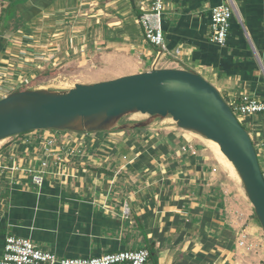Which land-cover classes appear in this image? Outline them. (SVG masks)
<instances>
[{"label": "crops", "instance_id": "1", "mask_svg": "<svg viewBox=\"0 0 264 264\" xmlns=\"http://www.w3.org/2000/svg\"><path fill=\"white\" fill-rule=\"evenodd\" d=\"M151 1H0V98L23 90L17 88L21 82L29 84V77H33L28 76L26 65L39 68L47 62L57 66L63 59L76 56L91 58L93 51L101 49L97 46L100 42L109 49L102 52V57L124 59L116 65L123 72L94 82L154 67L185 68L197 71L216 86L227 102L247 92L264 99V0H166L165 52L147 43L139 23ZM222 4L233 8L230 34L224 46L212 41L211 11ZM116 11L120 26H111L107 20ZM83 15H88L93 27L90 37L56 32L50 44H38L41 29L48 32L70 21L71 16L81 22L79 17ZM97 27L104 28L100 41L95 35ZM127 41L132 48H139L146 60L154 58L151 64L146 65L145 59L138 56L122 55L121 45L126 46ZM244 118L251 137L254 135L250 127H254L255 136L261 139L256 150L264 171V113L243 117L242 123ZM177 129L180 128L170 130L168 142L183 136ZM95 135L87 134L84 139ZM102 135L109 138L103 145H121L120 141L125 140L123 134ZM95 140L98 144L99 138ZM16 141L0 147V164L3 153L12 151ZM137 147L125 144L116 149H82L81 163H75L70 156L72 161H67L65 168L67 175L50 174L41 186L33 183L27 173L14 178L8 172L3 174L0 257L6 237L13 235L29 238L37 247L59 258H91L153 245L159 255L158 264H264V230L258 220L255 223L254 216L248 226L246 223L240 228L232 209L227 208L230 202L234 205L231 208L236 204L230 196L223 195V185L231 187V191L238 187L235 176L231 178L234 183L223 180L217 165L207 160L210 156L202 149L197 157L183 153L178 160L169 157V152L166 155L161 150L155 153L153 149L148 152ZM174 151L178 155L181 149ZM16 154L30 157L32 162L41 156L40 150L33 147ZM214 159L219 165L217 157ZM168 161L172 164H166ZM189 186L194 190H185ZM126 205L129 216L124 214ZM251 209L255 214L253 206ZM128 219H134L136 225L132 229L128 228ZM147 264L154 261L149 259Z\"/></svg>", "mask_w": 264, "mask_h": 264}, {"label": "water", "instance_id": "2", "mask_svg": "<svg viewBox=\"0 0 264 264\" xmlns=\"http://www.w3.org/2000/svg\"><path fill=\"white\" fill-rule=\"evenodd\" d=\"M147 115L133 125L121 121ZM172 118L182 130L217 142L236 169L264 230V174L249 131L220 91L197 71L152 68L66 90L26 88L0 98V141L33 130L110 132Z\"/></svg>", "mask_w": 264, "mask_h": 264}, {"label": "rangeland", "instance_id": "3", "mask_svg": "<svg viewBox=\"0 0 264 264\" xmlns=\"http://www.w3.org/2000/svg\"><path fill=\"white\" fill-rule=\"evenodd\" d=\"M129 15L130 14L128 13V17ZM70 18H71L69 19L70 21H68L67 23L59 24V26H56L53 29L50 28L48 29V32H46V29L45 31H43L44 29H41L43 34H41V36L39 37L40 43L38 44H43V45L44 43L50 44L52 42L51 39L53 38V34L56 32L58 33L63 32L62 34L63 36H72L76 33L82 35L80 36L82 38L86 34L88 37L91 36L90 30H92L93 27L90 26L91 22L89 21L90 19L88 15H83L82 17H79L81 18L80 19L81 22L77 21L76 17L71 16ZM100 18H102V15H100ZM108 18L109 19L107 21H110L111 26H114V25L120 26L118 25L120 18H119V13L117 11L114 13L113 12L110 13ZM114 22H116V24H113ZM77 29H80V30L77 31ZM37 34H40V33H37ZM103 34H104V28L97 27V30H95V35H97V37L99 38V41L102 40V38L104 37ZM125 43H126L125 44L126 46L121 45L122 48L120 52L123 53L122 55H128V57L129 55H131L132 57L138 56V57H141L143 60L145 59V61L147 62L146 65L151 64V61L154 58L152 60L151 58L146 60V56L145 55L142 56L141 55L142 53L140 54V51H138L139 48L137 50L135 48H132L130 45L131 44L130 41H127ZM97 46L101 47V49L95 48L96 50L91 53L92 55L91 58L90 57L81 58L80 56H76V57L63 59L62 62L57 66H54L51 63L47 62L46 65H43L44 63L40 64L41 66L39 68L26 65L27 67L25 69L28 72V76H32L33 78L29 77V80H30L29 84L25 85V84H21L24 82H21L20 84L17 85V88L26 89L28 87V88H46V89L66 90V89H70L74 87L76 83H93L96 80L109 77V76H113V75L123 72V70L116 67V65L117 66L121 65L124 62V59L119 58L118 56L116 57L111 56L105 59L104 57L101 56V54L102 52H106L109 49L105 48L104 44L102 45L100 42L97 43ZM141 51L143 50L141 49ZM95 53L99 55H95ZM27 62L29 64V61ZM19 69L22 70L23 68L19 67ZM9 87L13 88L14 86L9 85ZM5 88L7 89V91H10L8 87H5ZM235 115L237 116L239 120L241 119V117L237 113H235ZM147 118H148L147 115H143V114L141 115L140 113L133 114L131 116L127 115V117H125L121 121V124L133 125L135 122L143 121V120H146ZM246 121L247 119L244 118V123L242 124L247 129V126L245 123ZM250 121L252 120L250 119ZM170 125L174 127L173 128L168 127ZM175 128H177V126L175 122L172 120V118L157 119V120H154L151 125L144 127V128L114 130V131L102 132V133L93 132L92 134L94 135L96 134L95 136L93 137L90 136L88 139H86L87 142L85 143L83 141L77 142V144H75V148L77 147V148H83V149H86V148L92 149L94 147L95 149L99 150L100 148L107 149L109 147L111 149V147H113V149H116L118 146L119 147L124 146L125 144L127 145V147H133V145L135 144L138 146L137 148L140 147V149L147 150L148 152L151 151L152 149L154 150V152L155 151L158 152L161 150V152L166 153V155L169 152L168 154L169 157L173 156L174 158L178 160L183 157V153H187L189 155L191 154L197 157L199 156L198 155L199 150L202 149V152H204L205 155L210 156V159H207V160L217 165L216 169L218 170V172H221V176L224 178L223 180H226V182H233L231 180V178L234 177L232 173L226 167L224 168L221 162H220L221 165L220 164L218 165L217 161H215L214 159L216 157L215 151L212 147V144L210 143L208 139L204 138L203 136L199 134L197 135V133H194V132L177 129L179 130V132L183 134V136L177 137V138L175 137L173 139V143L168 142L167 139L170 138V136H172L170 135V133H172V131L170 130H175ZM247 130L249 131V129ZM33 131L45 132V133L65 132L61 130H51V129L50 130H33ZM250 131L252 135H254L252 138L255 139L253 141L255 147L257 146V144L259 146L261 139L255 136L254 127L253 128L250 127ZM66 132H71V131H66ZM86 133L85 132H71L70 134H76V135H80L81 138L83 137L86 138V135L88 134ZM102 134H107L110 137H118L119 134H123V137H125V140L120 141L121 145H119L120 143L119 144L115 143L114 146L109 145V144L103 145L102 142L105 141L106 139L109 140V138L105 139V135H102ZM15 138L17 139V137H11V139L8 138L6 140L1 141L0 147L3 144H6V143L9 144L10 140H14ZM24 138H28V137L24 136ZM93 138L95 139L99 138V142H97L98 144H96V142H93V144L89 143V142H92L91 139ZM179 148L181 149V152H179L178 155H175L174 150L175 149L177 150ZM103 154H106V152H103ZM102 157H105V156L103 155ZM259 161L262 166L260 159ZM166 164H172V162L168 161ZM235 179L238 180V178H235ZM237 184H238L237 185L238 187L234 188L233 186L234 189L232 191H231V187H229L228 185H223L224 189L222 192H223V195H226V196L228 195L232 199L235 200V204H236L235 207L231 208V206H234V205L232 202H230V204H228L229 206L227 205V208L232 209V212L235 214V216L237 217L238 223L240 224L239 225L240 228H242L244 227L246 223L247 224L245 226L249 225L250 219L252 220V217L254 218V214H252L251 212L252 204L248 200L245 194L241 181L238 180ZM185 190L193 191L194 188L192 186H189V189L187 187ZM225 208L226 207L223 204V210H225ZM223 213L225 214L226 212L224 211ZM128 220L130 221L128 228L132 229L133 226L136 225L134 222V219H128ZM253 221L255 223L259 222L257 221L256 218L255 220L253 219Z\"/></svg>", "mask_w": 264, "mask_h": 264}, {"label": "built area", "instance_id": "4", "mask_svg": "<svg viewBox=\"0 0 264 264\" xmlns=\"http://www.w3.org/2000/svg\"><path fill=\"white\" fill-rule=\"evenodd\" d=\"M165 6L166 0H152L149 8L139 18L147 43L152 47L159 48L162 52L167 50L163 28ZM232 17L233 8L230 4H222L212 8L213 42L222 46L227 43ZM227 103H229L232 111L241 117V123L243 117L264 113V99L249 92ZM70 133L65 131L39 134L37 131H31L14 136L17 137V139H14L17 140V144L11 146L12 151L9 150L6 154L4 152L1 156L0 178L7 172L11 174L12 178L15 175L18 177L20 173H27L33 183L41 186L50 174L67 175L65 173L67 161H72L69 157H73L75 163H81L82 158H84L83 148H75L74 144L79 141L87 142L84 139L85 137L81 138L79 135ZM24 136L28 138H24ZM71 141L73 142L71 143ZM91 141L90 143L93 144L95 139L93 138ZM32 147L40 150L41 156L39 159L36 156L37 161L32 162L30 157L29 159L27 157L22 158L16 154V152H25V150L32 149ZM124 210V214L129 216L130 209L127 205ZM149 259L150 250L148 248L125 249L91 258H59L52 252L40 249L29 238L8 235L4 253L0 257V264H147Z\"/></svg>", "mask_w": 264, "mask_h": 264}, {"label": "bare ground", "instance_id": "5", "mask_svg": "<svg viewBox=\"0 0 264 264\" xmlns=\"http://www.w3.org/2000/svg\"><path fill=\"white\" fill-rule=\"evenodd\" d=\"M209 141L212 144V147L215 151V155H216L217 159L224 165V167H226L232 173L233 176H235L234 178H238V180L240 181V178H239L238 174L236 173L235 167L227 159V157L223 154L219 144L213 140H209ZM0 144H1V141H0ZM228 170H226V171H228Z\"/></svg>", "mask_w": 264, "mask_h": 264}, {"label": "trees", "instance_id": "6", "mask_svg": "<svg viewBox=\"0 0 264 264\" xmlns=\"http://www.w3.org/2000/svg\"><path fill=\"white\" fill-rule=\"evenodd\" d=\"M255 218H256V215L254 214ZM257 219V218H256ZM149 250H150V260L154 261V264H158V261H159V255L155 249V247L153 245H150L149 247Z\"/></svg>", "mask_w": 264, "mask_h": 264}]
</instances>
